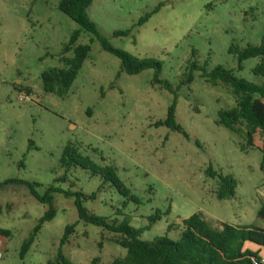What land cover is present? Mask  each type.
<instances>
[{
  "label": "rangeland",
  "instance_id": "1",
  "mask_svg": "<svg viewBox=\"0 0 264 264\" xmlns=\"http://www.w3.org/2000/svg\"><path fill=\"white\" fill-rule=\"evenodd\" d=\"M57 2L0 0V183L17 180L0 186V228L10 231L0 235V264H46L55 257L64 228L73 223L61 249L74 264H110L125 254L113 233L78 220L73 197L54 193V217L20 256L23 240L47 208L20 181L35 183L39 194L50 185L95 192L84 202L89 212L118 221L126 215L133 227L149 225L148 217L157 211L158 219L140 235L143 240L178 238L181 220L197 212L213 228L228 223L264 230V220L257 217L264 206L262 152L242 149L244 125L231 131L217 122L218 112L235 104L233 86L201 76L221 65L264 83L253 73L258 57L245 59L239 69L228 51L231 44L243 48L260 42L264 0H91L87 15L113 47L160 61L159 78L177 88L175 119L182 132L155 126L165 118L173 94L152 83L153 69L126 74L119 59L102 50ZM76 30L74 45L88 44V56L66 96L45 93L40 75L62 66L63 46ZM67 143L94 162L112 164L138 203L98 175L79 167L65 172L60 157ZM254 144L264 146L260 132ZM209 166L235 179L232 197L216 198L218 178L208 176ZM63 175L64 181L57 180ZM7 203H13L10 210Z\"/></svg>",
  "mask_w": 264,
  "mask_h": 264
},
{
  "label": "trees",
  "instance_id": "2",
  "mask_svg": "<svg viewBox=\"0 0 264 264\" xmlns=\"http://www.w3.org/2000/svg\"><path fill=\"white\" fill-rule=\"evenodd\" d=\"M91 0H58L57 8L73 20L81 29L94 35L102 50L117 57L121 64V69L126 74H137L145 69H153L152 83L164 88L173 94V100L167 109L163 120L155 123V126H166L167 128L182 132L180 125L175 119L176 91L171 85L159 78L161 63L152 57L138 58L128 54L120 48L113 47L109 41L102 36L96 24L89 19L87 9ZM155 7L152 12H156ZM148 14L140 18L139 24H143ZM79 31L71 34L66 44L63 46L60 62L62 66L44 70L40 75L41 86L45 93H52L58 97H64L76 78L84 60L88 56L90 47L88 44L74 45ZM121 34H124L123 32ZM72 51V56L65 53ZM229 53L236 56L238 68H241L245 59L258 57L259 62L253 68V73L264 77V34L258 44H247L243 48H238L231 44ZM192 54L195 51L192 50ZM194 67H197L194 65ZM201 76L206 82L216 84L218 81L229 83L234 88L235 104L232 108L218 112L217 122L231 131H239L238 125L245 126V143L242 149L258 148L262 152L261 170L264 168V146L257 147L254 144V135L260 132L264 139V83L256 84L236 76L230 69L221 65L215 66L211 71H202ZM191 81V73L185 82ZM181 82L180 84H183ZM19 89V87H17ZM28 91V89H25ZM237 125V126H236ZM103 161V159H101ZM60 165L65 172L72 167H79L98 175L103 182L109 183L119 195L138 203L136 196L131 194L130 189L124 184L112 164L94 162L88 155L79 151L78 146L67 143L61 152ZM210 177L217 176L218 181L215 188L217 199H226L234 195L236 181L230 175H222L212 169L207 168ZM64 181L65 176L57 178ZM17 180L7 179L1 185ZM28 187L30 195L38 202L47 205L42 216H40L26 239L23 240L20 248V256H23L31 244L34 242L38 231L44 222L52 220L55 210L52 204L54 193H63L66 197L74 198L78 220L90 223L114 234L113 242L125 249L123 256L115 257L110 264H252L251 258L262 259L259 255L264 252V230L254 226L238 227L228 223H221L218 228L210 227L200 213H193L181 220V233L178 238L171 239L166 236H155L151 240L140 238L145 228H148L158 219L157 211L148 217L149 225L144 227H133L129 224V217L123 215L121 221L109 220L108 218L89 212L84 206L88 199H94L95 192L86 195L80 191L63 190L50 185L43 194H39L35 189V183L20 181ZM7 210L13 207V203L5 205ZM2 206L0 205V213ZM257 217L264 220V206L257 211ZM75 223L64 228L63 236L55 257L48 260L46 264H74L62 252V245L67 243L69 236L74 231ZM10 231L0 228V235L7 237ZM264 264V261L262 262Z\"/></svg>",
  "mask_w": 264,
  "mask_h": 264
},
{
  "label": "built area",
  "instance_id": "3",
  "mask_svg": "<svg viewBox=\"0 0 264 264\" xmlns=\"http://www.w3.org/2000/svg\"><path fill=\"white\" fill-rule=\"evenodd\" d=\"M1 251H0V258H1ZM252 264H262L263 259L257 260L255 258H251Z\"/></svg>",
  "mask_w": 264,
  "mask_h": 264
},
{
  "label": "crops",
  "instance_id": "4",
  "mask_svg": "<svg viewBox=\"0 0 264 264\" xmlns=\"http://www.w3.org/2000/svg\"><path fill=\"white\" fill-rule=\"evenodd\" d=\"M259 255L262 257V259L264 261V252H261Z\"/></svg>",
  "mask_w": 264,
  "mask_h": 264
}]
</instances>
